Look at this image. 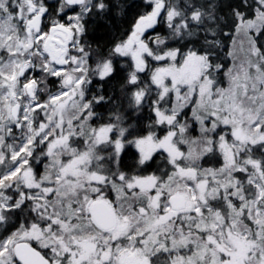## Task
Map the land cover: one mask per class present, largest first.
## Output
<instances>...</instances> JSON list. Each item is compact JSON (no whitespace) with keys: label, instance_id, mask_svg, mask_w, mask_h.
<instances>
[{"label":"snow or ice","instance_id":"snow-or-ice-1","mask_svg":"<svg viewBox=\"0 0 264 264\" xmlns=\"http://www.w3.org/2000/svg\"><path fill=\"white\" fill-rule=\"evenodd\" d=\"M116 7L0 0V264H264V0H145L93 47L88 21ZM117 57L119 88L87 99Z\"/></svg>","mask_w":264,"mask_h":264},{"label":"trees","instance_id":"trees-1","mask_svg":"<svg viewBox=\"0 0 264 264\" xmlns=\"http://www.w3.org/2000/svg\"><path fill=\"white\" fill-rule=\"evenodd\" d=\"M145 0H113V3L118 5V7L114 8L111 15L106 17L103 20L99 19H90L87 23V34L86 39L89 43L92 44L93 47L97 45L104 48L107 51V48L111 46L114 40H117L122 34L126 33L129 29L131 24L134 22V19L142 13L144 8ZM175 2V0H174ZM181 4L183 0H180ZM227 30V29H226ZM167 33L166 25L161 23L155 29V32L149 31L148 35L154 37L156 34L165 35ZM257 43L261 46H264V35H259L256 37ZM232 48L231 39L227 41V47L220 51V61L224 64L225 72L229 67L232 66V57L228 56L227 53ZM116 68L117 73L111 79L105 81H100L98 78H94L93 83L88 86V91L86 92L87 99H91L93 96H99L101 94L107 95L110 92H113L119 88V83L117 82L121 77L125 76L127 72L130 70L129 65L131 63L129 58H116ZM154 67V65H153ZM144 78L142 74V79ZM219 79L221 82H224V73L221 72L219 75ZM59 82L56 81L54 78L50 82V87L52 91H56V85ZM115 86V88L113 87ZM103 87V91L101 92L100 89ZM118 94V92L116 93ZM107 105H101L96 107V111L98 113H103L107 116ZM190 112V109H189ZM151 113L147 108L144 109L143 113L139 118V123L141 126L150 122ZM183 119V117H181ZM92 126H98L100 121L94 120L91 122ZM166 127V126H165ZM159 131V129H157ZM163 134L162 132L160 133ZM135 155L133 150L129 149L128 153L124 155L121 161V167L124 170H127L129 166L134 165ZM161 156L157 155L156 159L152 162L153 167L148 169V172H151L155 169L158 162H160ZM34 162V161H33ZM41 161V163H43ZM222 163V160L219 158L217 159H205L202 161L203 167H219ZM159 166L163 168L165 165L163 163H159ZM147 174V173H142ZM34 246H36L34 244ZM38 247V246H36ZM39 250V249H38ZM164 257H161L163 259Z\"/></svg>","mask_w":264,"mask_h":264},{"label":"rangeland","instance_id":"rangeland-1","mask_svg":"<svg viewBox=\"0 0 264 264\" xmlns=\"http://www.w3.org/2000/svg\"><path fill=\"white\" fill-rule=\"evenodd\" d=\"M246 46H247V41L245 40V49H246ZM232 50V48H231ZM235 56H236V60H235V63H240L244 58H245V52L244 51H241L240 49V46L239 44H237L236 48H235ZM130 59V58H129ZM232 61H233V57H232ZM233 63L234 61L232 62V66H233ZM154 67L156 66L155 64H153ZM94 67V64L92 65ZM231 66V67H232ZM226 80H224L223 84L224 86H226ZM58 86V84L56 85V87ZM182 119V118H181ZM37 155H39V152L37 153ZM48 161L47 160H44L43 163H40L39 165L36 164V162L34 161L33 162V166H34V169L39 172V173H43V170H44V165L47 163ZM42 164V165H41ZM109 195V198L110 199H115V193L114 192H109L108 193ZM0 231H2V229H0Z\"/></svg>","mask_w":264,"mask_h":264},{"label":"flooded vegetation","instance_id":"flooded-vegetation-1","mask_svg":"<svg viewBox=\"0 0 264 264\" xmlns=\"http://www.w3.org/2000/svg\"><path fill=\"white\" fill-rule=\"evenodd\" d=\"M42 165V164H41Z\"/></svg>","mask_w":264,"mask_h":264}]
</instances>
